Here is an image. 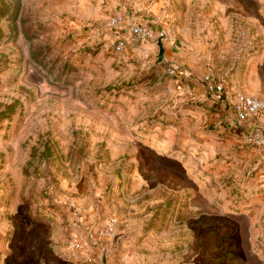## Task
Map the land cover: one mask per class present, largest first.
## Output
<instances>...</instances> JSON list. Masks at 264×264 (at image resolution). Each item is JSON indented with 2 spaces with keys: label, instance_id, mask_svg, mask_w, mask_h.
I'll list each match as a JSON object with an SVG mask.
<instances>
[{
  "label": "rangeland",
  "instance_id": "374dc122",
  "mask_svg": "<svg viewBox=\"0 0 264 264\" xmlns=\"http://www.w3.org/2000/svg\"><path fill=\"white\" fill-rule=\"evenodd\" d=\"M115 13L153 40L115 53ZM238 95L264 102V0H0V264H264Z\"/></svg>",
  "mask_w": 264,
  "mask_h": 264
},
{
  "label": "built area",
  "instance_id": "2783aa9c",
  "mask_svg": "<svg viewBox=\"0 0 264 264\" xmlns=\"http://www.w3.org/2000/svg\"><path fill=\"white\" fill-rule=\"evenodd\" d=\"M107 25L110 29H116L118 31L117 38L112 43L115 53L123 52L127 45H129L130 40L134 42L153 40V33L148 26L133 23L126 24L122 13L113 14V16L109 18ZM167 73L173 78H182V76H184V73L176 66L167 68ZM202 82L209 86L211 90L214 91L215 95H219L223 91V82H214L211 74L205 76ZM177 90L185 92L188 89L178 84ZM233 107L235 120L239 123H245L253 119H260V121L264 120V102L257 98L238 95ZM246 141L251 145L264 146V133L260 130H254L247 134ZM115 227V220L109 218L97 229V233L99 236L108 238L114 235ZM73 246L75 249L82 248L80 242H74Z\"/></svg>",
  "mask_w": 264,
  "mask_h": 264
},
{
  "label": "water",
  "instance_id": "95a60500",
  "mask_svg": "<svg viewBox=\"0 0 264 264\" xmlns=\"http://www.w3.org/2000/svg\"><path fill=\"white\" fill-rule=\"evenodd\" d=\"M164 39V35H161L157 42H156V47L158 49V53H157V61H156V64H160L164 61L165 59V55H164V47H163V44H162V41Z\"/></svg>",
  "mask_w": 264,
  "mask_h": 264
},
{
  "label": "crops",
  "instance_id": "0c3cea01",
  "mask_svg": "<svg viewBox=\"0 0 264 264\" xmlns=\"http://www.w3.org/2000/svg\"><path fill=\"white\" fill-rule=\"evenodd\" d=\"M224 84V83H223ZM263 120H261L260 122H262Z\"/></svg>",
  "mask_w": 264,
  "mask_h": 264
}]
</instances>
